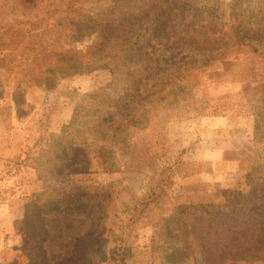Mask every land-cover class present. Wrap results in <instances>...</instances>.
<instances>
[{
  "label": "rangeland",
  "instance_id": "1",
  "mask_svg": "<svg viewBox=\"0 0 264 264\" xmlns=\"http://www.w3.org/2000/svg\"><path fill=\"white\" fill-rule=\"evenodd\" d=\"M109 1L87 5L101 7ZM170 2L172 34L207 26V34L216 38L241 21L264 25V0ZM8 4L0 7V31L10 35L0 47L5 55L0 63V264H29L25 246L33 243L35 207L79 194L73 184L88 186L90 193L78 204L43 213L51 264L69 255L77 237L95 228L101 199L107 242L102 254L95 245L88 264H170L164 256L180 246L172 235L185 223V214L180 216L176 207L204 204L216 211L233 202L245 208L252 193L264 196V76L259 74L264 71V41L256 43L262 57L245 51L203 67L184 66L193 59L191 54L183 58V50L165 53L157 46L155 52L166 57L164 69L141 91L142 99L126 106L125 117L135 113L126 121L114 116L121 111L115 107L117 98L128 86L120 76L125 70L120 58L93 61L67 76L49 74L58 68L51 51L84 50L91 39L76 41L60 5L57 15L32 20L31 26L25 23L24 2ZM122 4L138 6L140 0ZM152 24L146 27L149 38ZM89 81L93 85L78 99L71 119L51 130L61 86ZM31 89L43 92L33 93L29 101ZM103 89L109 101L88 98ZM38 101H43L40 109ZM105 116L107 122L120 121L121 134L112 136ZM103 148L111 149L105 156L115 155L113 171L102 167ZM71 163L85 166L84 171L76 172ZM167 220L171 236L165 232ZM125 246L131 252L122 263ZM115 247L119 250L112 257ZM181 262L206 264L198 240H191L188 258Z\"/></svg>",
  "mask_w": 264,
  "mask_h": 264
},
{
  "label": "trees",
  "instance_id": "2",
  "mask_svg": "<svg viewBox=\"0 0 264 264\" xmlns=\"http://www.w3.org/2000/svg\"><path fill=\"white\" fill-rule=\"evenodd\" d=\"M17 1L25 3V18L27 19L25 23L27 25H34L32 20L39 18L48 21L47 19L58 14L57 6L60 5V8L64 9L66 19L71 22L75 30L76 41L82 42L86 38L91 39V43L84 50L51 51V54L58 58V68H55V71L48 70L49 74L54 72L61 76H67L93 61L104 62L120 58L123 69H125L120 76L128 80V86L124 87L122 96L117 98L116 106H114L120 108L121 111L114 113V116L126 121L132 120L135 114L130 118L125 117L126 106H130L138 97L142 99L141 91L145 90L149 82L164 69L166 57L165 55L160 57L155 52L157 46H163L165 53L167 49L183 50L182 56L187 59H190L191 54L193 60L184 65L187 67L207 66L212 62L227 59L245 51L263 56V52L256 45L258 41H264L263 24L256 27L246 26L241 21L237 27L220 33V36L216 38L207 34V26L205 28L203 26V30L188 26L177 31L176 34L174 32L172 34L170 20L173 8L169 7L170 0H140L138 6H129L122 4V0H113L105 2L101 7L93 6L92 8H89L87 4L90 2L98 4L99 0ZM1 2H5V4ZM10 2L12 3V0H2L0 7H6ZM150 22H153L154 25L150 26H153V36L149 38L146 27ZM9 41L10 35L7 34V31H0V47ZM1 52L3 53V51H0V63L5 59V55ZM132 64L136 67L130 69ZM105 66L106 64L97 68ZM177 67L180 68L181 65ZM259 74L264 76V71ZM104 91L103 89L89 95L88 98L94 99L103 96L105 100L109 101ZM149 94L146 93L145 97ZM107 121L108 117L105 116L103 122L108 123L106 127L109 131L112 130L113 137L122 133L118 119ZM106 149L111 150L103 148L99 155L103 161L102 167L106 172H110L116 169L111 166L115 155L112 153L105 156ZM70 165L76 172L85 169V166H75L76 163ZM73 187L77 191L75 194H79L68 199L57 198L49 201L48 205L43 204L35 207L38 217L33 243L30 247L25 246V253L29 255V264H51L45 247V242L50 237V231L46 228L43 213L58 211L64 204H78L83 200L84 195L87 196L90 193L88 186L73 184ZM254 191L258 192V189H254ZM252 194L251 198H246L248 203L245 208L244 206L239 207L233 202L218 205L216 211L210 210L208 205L204 204L176 207L175 211L180 216L185 214L183 218L185 223L178 233L172 235L176 237L180 246L173 248L169 254L164 256L167 262L181 264V261H186L192 239L200 242L206 264H256L264 261V196L260 198L257 193ZM149 195L154 196V193H149ZM102 201L103 199L99 201V207L101 206L102 209L97 217L95 228L77 237L72 252L58 260L56 264H88L96 252L95 245L98 246V251L102 254L107 242V238H105L106 209L103 208ZM164 223L166 224L165 232L171 236L172 230L168 220ZM160 236L162 237L163 234L161 233ZM115 248L111 249L112 257L119 250ZM124 251L122 263L126 259L127 252H131V249L126 247Z\"/></svg>",
  "mask_w": 264,
  "mask_h": 264
},
{
  "label": "crops",
  "instance_id": "3",
  "mask_svg": "<svg viewBox=\"0 0 264 264\" xmlns=\"http://www.w3.org/2000/svg\"><path fill=\"white\" fill-rule=\"evenodd\" d=\"M93 82L89 81L82 84L78 82L74 83H66L60 88V104L59 108L54 112L52 119L54 120L51 122V130H58L64 123H67L74 112V109L77 105L78 99L84 95L90 87H92ZM64 89L66 91H64ZM42 93V89H31L30 92L28 93L27 100H31V96L33 93ZM47 93V92H46ZM71 93V94H70ZM47 98V99H46ZM45 98V101H48V97ZM38 105V106H37ZM37 109H40L43 107V101H38L37 104ZM38 114V113H37ZM34 118V117H33ZM26 126V124H25Z\"/></svg>",
  "mask_w": 264,
  "mask_h": 264
}]
</instances>
